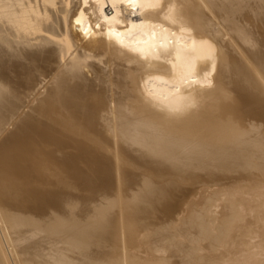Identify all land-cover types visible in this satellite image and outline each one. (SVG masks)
I'll return each instance as SVG.
<instances>
[{
  "label": "bare ground",
  "instance_id": "bare-ground-1",
  "mask_svg": "<svg viewBox=\"0 0 264 264\" xmlns=\"http://www.w3.org/2000/svg\"><path fill=\"white\" fill-rule=\"evenodd\" d=\"M0 264H264V0H0Z\"/></svg>",
  "mask_w": 264,
  "mask_h": 264
},
{
  "label": "rangeland",
  "instance_id": "rangeland-1",
  "mask_svg": "<svg viewBox=\"0 0 264 264\" xmlns=\"http://www.w3.org/2000/svg\"><path fill=\"white\" fill-rule=\"evenodd\" d=\"M108 11H109V9H108ZM218 211H221V209L220 208H218V209L216 208V213H215L216 215H219L218 213H220V212H218ZM255 241H257V240H255ZM255 241L253 240L252 243H255Z\"/></svg>",
  "mask_w": 264,
  "mask_h": 264
}]
</instances>
